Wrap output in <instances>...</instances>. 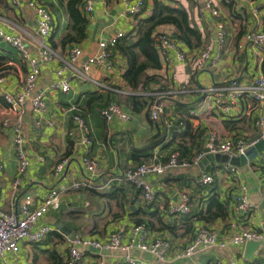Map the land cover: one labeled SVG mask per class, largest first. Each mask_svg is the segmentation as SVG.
Returning a JSON list of instances; mask_svg holds the SVG:
<instances>
[{"label":"crops","instance_id":"crops-1","mask_svg":"<svg viewBox=\"0 0 264 264\" xmlns=\"http://www.w3.org/2000/svg\"><path fill=\"white\" fill-rule=\"evenodd\" d=\"M29 1L20 0L17 6L8 0V9H0V29L7 33L20 34L26 39L30 53L37 55L39 40L36 34L37 16L29 7ZM35 1L50 10L53 18L51 33L56 34L58 38L64 33L69 22V15L65 9L66 0ZM176 1L188 12L189 23L201 33L202 42L196 49H201L204 44L213 39L215 22L218 19L225 25L226 38L221 50H218L214 43L211 57L217 58V62L213 67L204 70H194L189 55L196 49L190 50L181 42L180 47L187 54L185 61H178L173 54L167 62L160 57L162 67L157 73L161 77L160 85H164L163 89L166 90L154 92H171L164 99L166 112L160 120H151L147 107L139 112H132L120 104L132 115L128 122H122L117 118L108 121L100 116L98 109H86L81 104L89 92H104L107 89L113 93L117 92L118 95L111 94L110 100L117 99L119 94L128 93L122 80L125 61L115 51L111 72L91 66L82 79L75 77L73 67L66 65L63 72L58 75L57 69L66 64L69 46L62 50L57 48L55 50L57 55L53 61L40 63V75L36 81V88L31 94V96L37 92L44 94L46 111L42 114L41 126H35L37 117L31 110H27L23 118L22 128L26 137L30 166L18 190L14 192L10 185L16 176L18 161L13 149L11 130L2 124L7 109L0 97V160L4 163V169L0 172V183L2 184L1 205L4 209H13L18 212L19 202L24 195H29L33 204H37L47 191L59 182L66 181L65 179L81 180L84 175V169L79 160L82 154L96 158L98 163V175L91 187L64 192L60 198V209L50 210L42 217L40 222L52 227L47 237L40 243L20 242L18 256H12L15 260L7 258V255L11 254H6L4 261L10 264H53L50 255L51 251L55 250L64 264L66 253L62 241L64 233L103 239L119 226L130 227L134 224V218L151 222V225L145 224L149 232L148 240L159 236L170 241L172 248L169 249L166 260L162 264H190L187 258H175V252L189 243L200 225L210 227L216 233L218 242L227 240L230 222H234L237 229L253 228L264 231V196L262 194L264 160L260 159L264 156V151L259 153L253 161L239 168L237 177L219 171L218 161L209 160L205 158V155L196 165L186 168L178 167L160 176H150L149 179L156 190V198L151 203L143 202L139 190L119 176L123 167L138 164L133 156L141 163L152 158L155 153L157 161L164 162L176 146L179 147L183 155L181 156L185 159L194 156L204 150V142L210 130H216L220 138L240 135L247 140H252L256 137L253 121L257 113L264 111V103L252 102L244 94L228 111L222 112L213 108L210 93L225 86L231 78H236L239 83L245 85L256 76H264V47L247 45L243 50L235 48L236 41L246 30H260L264 27V8L255 14L251 11L253 5H258L260 0H236L230 4H225L223 0H212L219 9L218 18L213 17L206 9L207 0ZM122 10L121 0H94L93 13L88 17L86 37L79 43L82 54L75 63V67H79L88 56L97 52L99 40L109 37L117 30H123L126 34L132 29L137 17H124ZM150 12L151 0H148L143 14L139 17L148 16ZM157 32L171 35L172 27L159 26ZM49 36L46 38L47 44H49ZM0 44L10 46L2 41ZM12 49L15 52L12 54L14 59L9 62L12 68L5 72L4 87L7 91L15 93L22 90L29 68L15 49ZM218 51L219 57H217ZM62 78H66L70 84L68 92L48 89L53 82ZM113 86H120V88ZM158 88L160 87H155V89ZM70 105L75 106L73 112L80 114L88 125V136L92 142L87 147L73 142L68 137V132L71 130L78 135L77 125L72 120V111L67 110ZM181 105L189 107L183 109ZM182 118L189 120L193 138L178 133L173 136L171 129ZM48 120H53L54 124H47ZM166 121L171 123V126L168 127ZM177 126L181 127L179 124ZM152 141H154L153 145L148 149L147 157H144L145 153L141 149ZM40 155L44 157L43 161L37 159ZM61 157L69 158V166L58 179H55L51 175L52 168ZM202 173H210L214 176L219 199L225 203L228 210L226 218H216L207 223L197 218L189 221L190 212L186 215L169 214L166 207L168 200L176 201L178 193L182 191H186L190 196L191 212L194 213L199 207H205L209 191L206 187L194 184V179ZM109 175L118 176V178L110 187L98 188ZM240 183L246 184L249 198L254 203L250 216L242 219H238L235 215V197L238 195ZM104 193H110V195L103 196ZM188 221H192L194 225L192 232L186 229L185 224ZM162 224L168 227L159 229ZM244 249L245 246L231 244L225 248L214 246L197 255L196 258L202 262L215 264L217 259L228 261L231 257H237L241 251L244 253ZM132 254L141 260H153V257L145 252L133 250ZM238 260L243 264H264V241L260 242L250 258L244 256V259L238 257ZM79 264L126 263L118 252L90 250Z\"/></svg>","mask_w":264,"mask_h":264},{"label":"built area","instance_id":"built-area-1","mask_svg":"<svg viewBox=\"0 0 264 264\" xmlns=\"http://www.w3.org/2000/svg\"><path fill=\"white\" fill-rule=\"evenodd\" d=\"M123 3L122 14L124 17H139L143 14L148 0H121ZM236 0H223L225 4H230ZM15 5H19L20 0H11ZM30 8L33 9L37 16L36 34L39 38L37 55L30 53L28 43L20 34L7 33L0 29V41L10 45L28 65V73L25 77L22 90L20 92H9L5 89V76H0V97L6 104L7 114L2 120L5 127H9L12 133V143L15 156L17 158V173L11 182L10 188L15 192L21 185L23 178L30 166V159L26 148V137L23 132V118L27 110H31L36 115L35 126H41L42 114L46 111V102L43 92L31 94L36 88V81L40 75V63L51 62L55 59L56 53L49 44L46 43V38L50 35L53 29V18L50 10L39 4L35 0L28 2ZM264 8V0H260L258 5H253L252 13H257ZM206 9L210 14L218 18L220 15L219 9L212 3V0L206 1ZM82 12L90 17L94 10V0H82ZM125 32L117 30L107 38L101 39L98 42V50L96 53L87 57L79 67H75V63L82 54V48L79 44L72 45L67 50L66 64L57 69V74L60 75L66 68V65L73 67L74 76L84 78L86 70L91 67H100L107 72L113 70L112 57L118 40L123 37ZM226 38L225 25L221 20L215 22V36L213 39L204 44L201 49H196L189 55V60L193 64L194 70H204L213 67L217 62V58L212 59L211 54L214 48V43L218 50H221ZM157 49L160 57L167 62L170 56L178 61H185L187 54L181 49L180 42L172 38L169 34L160 33L155 37ZM251 45L255 47H264V27L260 30H246L236 41L235 48L243 50L245 46ZM117 52V51H116ZM220 53L218 51L217 57ZM48 89L60 90L68 92L70 84L66 78H62L53 82ZM171 92H153L152 100L148 105V113L151 120H160L161 116L166 112V96ZM246 94L252 102L264 103V76L259 75L254 77L249 84H241L236 78H231L228 83L216 91H212V106L217 111H228L230 107ZM72 111V120L76 123V133L71 130L68 132V137L77 144L87 147L91 144V139L88 136L89 128L85 119L77 113H74V105H70L67 109ZM98 112L105 120L117 118L122 122H128L132 115L125 111L123 107L116 101L109 102L106 106L98 109ZM11 117V118H10ZM53 125V120L46 122ZM254 127L256 129V137L252 140H247L244 137L237 135L233 137L220 138L216 130H210L207 133L204 150L192 156L189 160L183 159L178 150H172L164 162L157 161L156 154L152 158L143 161L134 166H126L121 169L119 176L125 182L134 186L139 190L140 198L145 203H151L156 198V190L152 185L149 177L160 176L168 171L178 167H190L199 163L201 158L207 153L226 154L229 157L244 154L245 151L260 140H264V111H260L254 118ZM169 127L171 123L166 121ZM43 161L42 155L37 157ZM264 160V156L260 157ZM80 162L84 169V175L81 180L61 181L50 188L45 196L37 203L33 204L29 195H24L19 202L18 212L6 210L1 205L2 203V184L0 183V257L4 258L6 254H11L14 257L18 256L20 242L40 243L51 232L52 227L46 223H41L42 217L50 210L58 211L60 209L61 195L69 190L86 189L92 186L95 177L98 175L97 159L90 157L87 154L80 156ZM69 166V158L61 157L53 166L51 175L58 179L61 173ZM218 170L238 176L239 168L228 162H218ZM4 169V163L0 160V172ZM118 176L109 175L105 182L98 188L110 187ZM214 182V176L210 173H202L194 179V184L197 186H210ZM264 196V189L262 191ZM235 215L238 219L250 216L254 207V203L249 198V190L245 183H240L238 195L235 197ZM167 211L171 215H186L190 212V196L186 191L178 193L176 201L168 200ZM228 238L225 241L218 242L216 233L207 225H200L196 228L192 239L183 248L175 252V258H187L190 264H211L202 262L196 258L203 251L219 246L225 248L229 244L244 247L249 241H264V231H259L253 228L237 229L234 222H230L228 227ZM149 232L144 223H134L130 227L119 226L112 230L107 237L100 239L93 236H82L78 234L70 235L64 233L62 235L63 245L65 246L64 264H79L85 257L87 251L94 250L97 252L114 251L118 252L121 259L126 264H162L165 262L169 249L172 248L169 240L162 237H155L148 240ZM133 250L145 252L153 257L152 261L141 260L132 254ZM244 259V253L241 251L237 257H231L228 261L217 259L215 264H243L238 260ZM4 264H10L4 261Z\"/></svg>","mask_w":264,"mask_h":264},{"label":"trees","instance_id":"trees-1","mask_svg":"<svg viewBox=\"0 0 264 264\" xmlns=\"http://www.w3.org/2000/svg\"><path fill=\"white\" fill-rule=\"evenodd\" d=\"M81 5L82 0L65 1V9L69 15V22L66 30L58 38H56V34L53 32L48 38L49 45L54 51L57 50V48L62 50L66 46L70 47L72 45H77L86 37L89 20L82 12ZM8 7V0H0V9H8ZM163 25L171 26L172 33L170 36L184 43L190 50L196 49L201 45V33L196 27L189 23L188 12L184 6L176 0H151L150 14L145 17L135 18L132 29L118 40L115 48V51H117L125 61L122 80L127 87L128 93L119 94L117 99L110 100L112 97L111 94L118 95L117 92L113 93L108 89L104 92H89L85 96L86 98L82 100L83 104L81 105H84L88 110H96L106 106L109 102L118 101L119 104H122L132 112H139L145 107L148 108L152 100L151 93L156 90H166L163 89L165 88L164 85H160L161 77L157 73V71L161 69L162 64L155 42V37L160 34L157 32V28ZM13 53L15 54L10 46L0 44V76H5V72L12 68L9 62L14 59L12 56ZM156 86L160 88L155 89ZM116 87L120 88V86ZM181 107L183 109H188L189 106L181 105ZM178 124L181 127H178ZM177 125H174L171 129L173 136L178 133L182 136L189 135L193 138L191 136V124L188 119L182 118L178 121ZM153 142L154 141L150 142L141 149L145 153L144 157H147L148 149L151 148ZM185 149L184 147V153L186 151ZM173 150L181 152L177 146L174 147ZM67 151L68 150H66V152ZM181 155L182 152L180 153V156ZM191 157L189 156L186 158L189 160ZM182 158L185 159L184 157ZM133 159L136 160L138 164L140 163L134 156ZM206 188L209 192L205 200V207H199L194 213L190 211V216L188 217L189 221L197 218L198 220L201 219L210 223L216 218L225 219L228 215L225 203L219 199V192L217 191L215 182ZM105 195H110V193H104L103 196ZM133 220L136 224L144 223L146 226L151 225L150 221L143 220L142 218H134ZM189 221L185 226L188 232H192L194 225L192 221ZM165 227L168 226L162 224L159 229ZM50 258L53 264H63L60 259L61 257L56 254L55 250L51 251Z\"/></svg>","mask_w":264,"mask_h":264},{"label":"water","instance_id":"water-1","mask_svg":"<svg viewBox=\"0 0 264 264\" xmlns=\"http://www.w3.org/2000/svg\"><path fill=\"white\" fill-rule=\"evenodd\" d=\"M206 154L205 158H208L209 160L218 161V162H228L232 165L237 166L238 168L243 167L248 162L253 161L259 153L264 151V140H260L256 142L254 145L249 147L244 154L238 155V156H231L229 157L226 154H220V153H207L208 150L205 149ZM19 199V198H18ZM17 199V200H18ZM72 235V234H70ZM260 244V242L257 241H249L245 245L244 249V256L245 258H250L253 251L257 249V246Z\"/></svg>","mask_w":264,"mask_h":264},{"label":"rangeland","instance_id":"rangeland-1","mask_svg":"<svg viewBox=\"0 0 264 264\" xmlns=\"http://www.w3.org/2000/svg\"><path fill=\"white\" fill-rule=\"evenodd\" d=\"M4 119V118H3ZM2 119V120H3ZM16 157V156H15ZM7 258H9V259H12V260H15L14 258H12V255H7ZM4 258H2V257H0V264H2V263H4Z\"/></svg>","mask_w":264,"mask_h":264}]
</instances>
